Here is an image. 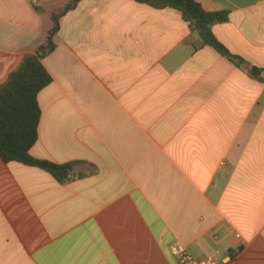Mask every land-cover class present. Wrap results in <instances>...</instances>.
I'll use <instances>...</instances> for the list:
<instances>
[{
	"label": "crops",
	"instance_id": "1",
	"mask_svg": "<svg viewBox=\"0 0 264 264\" xmlns=\"http://www.w3.org/2000/svg\"><path fill=\"white\" fill-rule=\"evenodd\" d=\"M194 1L228 14L215 38L264 68V0ZM71 2L0 0V87ZM54 42L31 155L76 178L0 157V264H177V242L264 264V84L179 11L135 0H82Z\"/></svg>",
	"mask_w": 264,
	"mask_h": 264
},
{
	"label": "trees",
	"instance_id": "2",
	"mask_svg": "<svg viewBox=\"0 0 264 264\" xmlns=\"http://www.w3.org/2000/svg\"><path fill=\"white\" fill-rule=\"evenodd\" d=\"M82 0L72 2L61 12L52 15L53 29L45 43L34 55L27 56L20 68L8 82L0 87V157L6 164L20 163L49 173L57 182L64 185L76 176V163L58 165L46 160L35 159L31 150L39 139V124L42 117L39 94L52 84V77L43 62L56 50L54 39L60 31L61 19L75 9ZM158 10L173 9L182 14L193 32L201 40L213 47L219 54L245 69L250 76L264 84V68L249 67L241 58L233 56L214 36L213 27L228 22L226 13H208L194 0H135ZM37 13L45 10L34 3Z\"/></svg>",
	"mask_w": 264,
	"mask_h": 264
},
{
	"label": "built area",
	"instance_id": "3",
	"mask_svg": "<svg viewBox=\"0 0 264 264\" xmlns=\"http://www.w3.org/2000/svg\"><path fill=\"white\" fill-rule=\"evenodd\" d=\"M171 253L176 259L177 264H221L214 257L208 256L204 258H195L192 256L187 248L181 243H174L171 246ZM225 264L231 263V258Z\"/></svg>",
	"mask_w": 264,
	"mask_h": 264
}]
</instances>
